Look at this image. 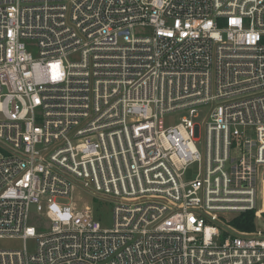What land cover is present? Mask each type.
I'll return each instance as SVG.
<instances>
[{
    "label": "built area",
    "instance_id": "obj_1",
    "mask_svg": "<svg viewBox=\"0 0 264 264\" xmlns=\"http://www.w3.org/2000/svg\"><path fill=\"white\" fill-rule=\"evenodd\" d=\"M263 222L264 0H0V264H264Z\"/></svg>",
    "mask_w": 264,
    "mask_h": 264
},
{
    "label": "rangeland",
    "instance_id": "obj_2",
    "mask_svg": "<svg viewBox=\"0 0 264 264\" xmlns=\"http://www.w3.org/2000/svg\"><path fill=\"white\" fill-rule=\"evenodd\" d=\"M181 115L179 112L166 114L162 117V123L164 129H168L176 126L180 123ZM205 113L200 112L197 119L194 120V123L200 125V138L198 140L197 147L202 152V146L204 141L205 134ZM199 171L198 165L191 166L185 173V180L193 179ZM104 195L94 193L91 194L88 190H85L82 184H78L73 191V200L77 206L82 207L83 205H88L91 208H98L99 210V221H101L102 228H111L112 226V205ZM58 203H64L66 200L57 199ZM28 223L31 226H34L38 231H46L45 227L47 226V221L45 220L42 213H37L35 206L30 207ZM264 223V222H263ZM262 224L260 221L257 223V227L261 228ZM22 247V242L14 239H0V250L8 249H20ZM28 248L32 250L33 242H28Z\"/></svg>",
    "mask_w": 264,
    "mask_h": 264
},
{
    "label": "trees",
    "instance_id": "obj_3",
    "mask_svg": "<svg viewBox=\"0 0 264 264\" xmlns=\"http://www.w3.org/2000/svg\"><path fill=\"white\" fill-rule=\"evenodd\" d=\"M98 208H95V219L99 220V210ZM232 226L237 229L239 232H251L255 229L254 225V214L252 212L243 213L237 217H235L231 221Z\"/></svg>",
    "mask_w": 264,
    "mask_h": 264
}]
</instances>
